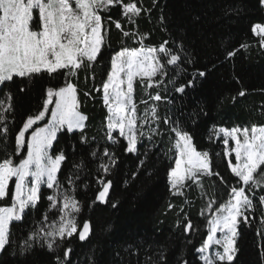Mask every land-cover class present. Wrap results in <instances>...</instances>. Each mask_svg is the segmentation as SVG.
<instances>
[{"label":"snow or ice","instance_id":"snow-or-ice-1","mask_svg":"<svg viewBox=\"0 0 264 264\" xmlns=\"http://www.w3.org/2000/svg\"><path fill=\"white\" fill-rule=\"evenodd\" d=\"M258 2L264 7V0ZM157 6L158 0H152V8ZM114 7H119L122 17L133 25L142 13L152 11L143 5L142 0H0V144L4 145V155L0 157V202H3L0 204V254L12 246L10 226L13 222H22L30 210L37 209L41 188L46 186L50 190L46 197L48 208L36 221L37 227L19 246V255L29 254L39 245L51 254L52 264H72L74 249L70 241L76 238L85 242L92 234L91 221L77 219L82 204L76 190L80 184L88 187L80 174L84 172L94 178L97 190L91 203L108 204L113 187V180L108 177L119 163L113 146H119L125 155L137 156L139 167L144 168L149 159L144 141L152 142L156 136L163 135L159 128L161 117L157 102L172 101L159 91L153 95L149 90L160 88L167 78L175 93L183 96L186 89L196 86L197 76H205L203 71L188 73L186 65L193 61L182 39L179 42L165 39L159 45L148 46L145 44L146 34L135 29L125 31L119 20L106 15ZM164 20L161 15L160 23L163 24ZM110 24L139 46H123L112 53L106 79L94 89L102 92L107 110V143L93 148L84 134L88 118L80 110L78 88L68 78L85 70L95 79L91 70L106 46L105 36ZM250 31L258 38L259 46L264 48V22L252 24ZM240 47L246 48L247 45L241 44ZM238 50L227 52V57L235 56ZM42 74L49 77L62 74L65 83L60 87H47L41 109L22 118L20 126L14 127L10 133L9 123L14 125V120L10 121L9 114L15 109L13 93L6 91L8 85L17 78L30 81ZM184 74H190L191 79L186 84L177 85V80ZM138 86L148 97L140 100L145 106L143 116L138 114L135 99ZM19 91L23 92L25 88L22 86ZM89 95L85 92V96ZM238 95L242 97L245 92L240 91ZM42 121L45 123L40 126ZM162 122L169 126L175 137L174 166L166 172L172 194L183 196L184 189L191 182L200 188L203 196L204 177H217L219 184L224 186V191L214 193L200 210V216L206 219L207 234L199 246L193 248L198 261L201 264H234L240 252L237 244L240 226L251 224L256 219L252 214L259 208L261 228L256 232L260 238L257 264H264V194H260L264 192V125L211 130L217 139L223 137V157L234 178V182H230L214 170L210 153L197 149L192 134L180 126L181 121L165 116ZM146 127L147 132L144 131ZM76 132L80 133L78 143L89 145V148L79 161H72L71 170L62 180V166L69 157L64 149L54 152L53 148L59 134ZM10 134L14 137L11 153L7 150ZM230 141L234 146H229ZM141 148L146 150L142 153ZM71 150L76 153L75 144L71 145ZM141 155L144 159H139ZM135 175L133 173V177ZM111 206L115 208L116 202ZM172 207V204L168 205L169 210ZM53 212L55 215L50 219L49 213ZM176 227L182 228L185 237L199 231L186 213L182 220H177ZM187 243L193 244V241L189 239ZM146 264H168L167 256L161 251L157 259L149 257ZM176 264L189 262L178 256Z\"/></svg>","mask_w":264,"mask_h":264},{"label":"trees","instance_id":"trees-1","mask_svg":"<svg viewBox=\"0 0 264 264\" xmlns=\"http://www.w3.org/2000/svg\"><path fill=\"white\" fill-rule=\"evenodd\" d=\"M142 2L146 8H152V0ZM106 15L119 20L125 31L135 29L146 34L148 38L145 44L148 46L159 45L165 39H176L177 42L182 39L193 61L186 65L188 73L203 71L205 76H197L196 86L186 89L183 96L175 93L173 86L167 83V78L160 88L149 90L153 95L159 91L172 101L157 102L158 115L161 117L159 128L163 135L156 136L152 142L144 141L149 150V159L144 168L139 167L137 156L125 155L119 146H113L119 163L108 177L113 180L108 204L91 203L97 190L94 178L84 172L80 174L88 187L80 184L76 190V196L82 204L77 219L90 220L92 234L84 243L76 238L70 241L74 249L71 254L72 264H146L149 257L157 259L161 251L167 256L168 264H176L178 256H183L189 264H201L193 250L207 234L206 219L200 216V210L214 193L223 192L224 186L219 184L217 177H204L203 196L200 195V188L191 182L184 189L183 196L172 194L166 172L174 165L175 137L170 133L169 126L162 121L165 116L181 121L180 126L192 134L197 149L210 153L214 170L219 171L226 180L234 182L226 167V158L223 157V138L217 139L211 130L264 125V48L259 46L258 38L250 31L252 24L264 22V7L258 0H158V6L152 8L150 14L142 13L136 18L135 25L122 17L119 7L112 8ZM161 15L165 17L163 24L159 21ZM241 44L247 47L241 48ZM105 45L98 58L99 62L91 70L95 73L94 80L91 72L85 70L68 78L78 88L80 110L88 118L84 134L93 148L107 143V110L103 105L102 92L94 89L106 79L112 53L123 46H139L134 44L132 38L123 37L114 24L109 25ZM235 49H239L236 55L228 58L227 52ZM169 76H172L171 71ZM188 79H191V75L184 74L177 80V85L186 84ZM64 83L65 77L62 74L52 77L42 74L30 81L17 78L10 83L6 91H12L15 109L9 114L10 121L14 120V125L9 123L10 133L14 127L20 126L22 118L41 109L47 87H60ZM22 86L25 91L20 92ZM240 91H244L245 95L239 96ZM85 92L90 95L85 96ZM135 99L138 114L143 116L145 106L140 100L148 99L143 88H136ZM43 123L45 121L40 122V126ZM144 131L147 132L148 128ZM79 137V132L61 133L54 145V152L64 149L69 157L62 166V180L71 170L72 161H79L88 151L89 145H80ZM92 137H95L94 141ZM73 144L77 148L75 154L71 150ZM3 148L4 145L0 144V157L4 155ZM13 148L14 137L10 134L8 152L11 153ZM145 150L141 148L142 153ZM139 159H144V156L141 155ZM64 183L67 187V182ZM49 194L50 190L42 186L37 209L30 210L22 222H13L10 226L12 246L0 254V264H52L51 254L39 245L31 253L19 255V246L30 231L37 227L36 221L48 208L46 197ZM113 202H116L115 208L111 206ZM169 204L173 205L171 210ZM185 213L199 229L189 237L182 234V228L176 227L177 220H182ZM54 215V212L49 213L50 219ZM252 215L256 219L251 224L240 226L237 241L240 252L234 264H257V243L260 238L256 232L261 228L260 209ZM189 239L193 244L187 243ZM14 252L17 254L13 255Z\"/></svg>","mask_w":264,"mask_h":264},{"label":"rangeland","instance_id":"rangeland-1","mask_svg":"<svg viewBox=\"0 0 264 264\" xmlns=\"http://www.w3.org/2000/svg\"><path fill=\"white\" fill-rule=\"evenodd\" d=\"M222 137V136H221ZM223 138V137H222ZM231 144V146H234V143L232 141L229 142ZM233 160H234V156H233ZM235 162V160L233 161ZM174 166V165H173ZM14 184V181L12 182Z\"/></svg>","mask_w":264,"mask_h":264},{"label":"water","instance_id":"water-1","mask_svg":"<svg viewBox=\"0 0 264 264\" xmlns=\"http://www.w3.org/2000/svg\"><path fill=\"white\" fill-rule=\"evenodd\" d=\"M86 242V241H85ZM81 243H84V242H81Z\"/></svg>","mask_w":264,"mask_h":264}]
</instances>
